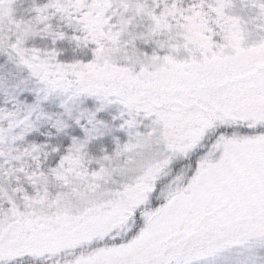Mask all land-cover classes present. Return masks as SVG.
<instances>
[{"label":"snow or ice","instance_id":"snow-or-ice-1","mask_svg":"<svg viewBox=\"0 0 264 264\" xmlns=\"http://www.w3.org/2000/svg\"><path fill=\"white\" fill-rule=\"evenodd\" d=\"M0 264H264V0H0Z\"/></svg>","mask_w":264,"mask_h":264}]
</instances>
